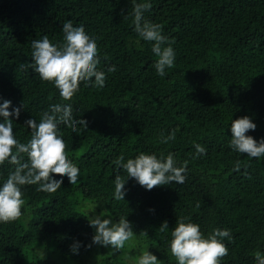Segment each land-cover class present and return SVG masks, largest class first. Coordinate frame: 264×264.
I'll return each mask as SVG.
<instances>
[{"label":"trees","instance_id":"16d2710c","mask_svg":"<svg viewBox=\"0 0 264 264\" xmlns=\"http://www.w3.org/2000/svg\"><path fill=\"white\" fill-rule=\"evenodd\" d=\"M0 264H264V0H0Z\"/></svg>","mask_w":264,"mask_h":264},{"label":"rangeland","instance_id":"374dc122","mask_svg":"<svg viewBox=\"0 0 264 264\" xmlns=\"http://www.w3.org/2000/svg\"><path fill=\"white\" fill-rule=\"evenodd\" d=\"M88 215L92 219L96 238L99 237V235L101 233L105 234L106 230H109V229H110V231L114 230L115 228H113V226H118L120 224V222L113 221L109 217V215L107 214V212H106V210L104 208L103 209L100 208L99 210L95 208V210L93 212H91L90 214H88ZM97 226L98 227L100 226L99 227L100 230H97ZM117 238H118V236H116V239ZM130 238H131L130 236L124 235L122 237V239L120 238L121 239L120 241L116 242L118 244L117 245L118 248L120 247L123 252L133 253L134 246L132 245V241H129ZM142 254H144V253H141L140 255H142Z\"/></svg>","mask_w":264,"mask_h":264}]
</instances>
